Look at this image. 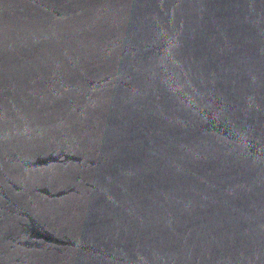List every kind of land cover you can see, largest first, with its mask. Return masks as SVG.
Listing matches in <instances>:
<instances>
[{
    "label": "water",
    "instance_id": "95a60500",
    "mask_svg": "<svg viewBox=\"0 0 264 264\" xmlns=\"http://www.w3.org/2000/svg\"><path fill=\"white\" fill-rule=\"evenodd\" d=\"M0 264H264V0H0Z\"/></svg>",
    "mask_w": 264,
    "mask_h": 264
}]
</instances>
